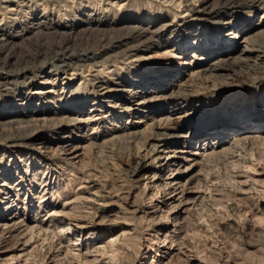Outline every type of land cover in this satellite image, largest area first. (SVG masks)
Listing matches in <instances>:
<instances>
[{"label":"rangeland","instance_id":"obj_1","mask_svg":"<svg viewBox=\"0 0 264 264\" xmlns=\"http://www.w3.org/2000/svg\"><path fill=\"white\" fill-rule=\"evenodd\" d=\"M263 14L0 0V264H264Z\"/></svg>","mask_w":264,"mask_h":264},{"label":"bare ground","instance_id":"obj_2","mask_svg":"<svg viewBox=\"0 0 264 264\" xmlns=\"http://www.w3.org/2000/svg\"><path fill=\"white\" fill-rule=\"evenodd\" d=\"M165 3H167V1H165ZM262 16H264V14L262 15ZM232 36V35H231ZM235 38V36L233 35L232 37H231V39H234ZM242 50H243V48H241ZM239 51H241V50H239ZM240 54V53H239ZM40 120V119H39ZM35 123L37 122V120H35L34 121ZM42 122H44V120L42 121ZM64 145V144H63ZM67 146V145H66ZM63 147V146H62ZM64 148H66V147H64ZM63 149V148H62ZM62 149H60L61 151H65L66 152V150H67V148L66 149H64V150H62ZM175 180V179H174ZM173 183H175L174 181L172 182V184ZM173 195V194H172Z\"/></svg>","mask_w":264,"mask_h":264}]
</instances>
